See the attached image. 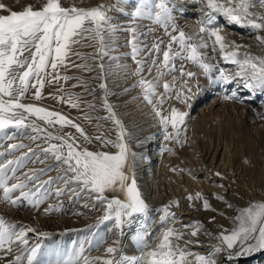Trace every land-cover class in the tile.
<instances>
[{"label":"bare ground","instance_id":"bare-ground-1","mask_svg":"<svg viewBox=\"0 0 264 264\" xmlns=\"http://www.w3.org/2000/svg\"><path fill=\"white\" fill-rule=\"evenodd\" d=\"M73 2L65 14L94 24L106 46L70 21L56 47L38 52L23 47L33 35L17 31L16 54L0 59V100L19 113L27 106L48 134L45 153L31 124L17 140L29 173L42 163L35 170L50 173V195L64 196L55 205L70 201L80 213L38 217L37 234L93 226L102 217L88 204L106 200L124 227L87 233L97 264H264V0ZM3 41L0 57L15 49ZM33 68L40 80L25 93Z\"/></svg>","mask_w":264,"mask_h":264},{"label":"rangeland","instance_id":"rangeland-1","mask_svg":"<svg viewBox=\"0 0 264 264\" xmlns=\"http://www.w3.org/2000/svg\"><path fill=\"white\" fill-rule=\"evenodd\" d=\"M73 4H75L73 0H0V37H2V40L0 39V43H4L3 41L4 39L6 40L5 42H7L5 44H7L8 46H11L9 48L14 49L13 47H15V49L12 50V52L8 51L7 54L6 52L1 54L0 59L5 60L6 57L14 56L16 54V51L18 50L19 47L15 45L16 43L12 41V38L14 37V35L15 36L18 35L17 31L19 32L21 31L23 35L24 34L25 35L30 34L31 36L33 35V37H30L32 40V43H30L29 46L25 45L23 47H26V48H29L31 50L38 52L39 50L45 49V46H48V45L49 46L51 45V47H54V46L56 47L57 43L59 42L60 35L62 36V34L66 33V31L69 28V23H72L70 21H73V23L71 24L72 26L82 25L83 28L85 26V30L83 31L84 33L88 32L87 36L92 37L91 42L93 41L92 43L95 46H97L98 44L102 45V43L103 44L106 43L104 39H106L107 35L101 32L100 33L97 32L95 30L96 28L94 24L92 26V23H89L86 19L84 20L77 19L76 21V17L78 16H75L73 14L72 15L65 14V13H69L68 9H72L71 7H74ZM52 5L53 7L59 8V10L55 12V15L57 16L49 15V12L51 11L49 9L53 8L51 7ZM60 17L61 19H59ZM28 22H35L37 24L41 22L42 26L41 25L40 26L37 25L33 27L28 26ZM86 23L88 25H86ZM155 25L158 27L160 31H163L161 20H157L155 22ZM87 26H88V29L86 28ZM13 28L15 30L11 31L13 30ZM11 32L13 33L11 34ZM54 36H56L55 39H54ZM8 38L11 40H9ZM101 40H102V43H100ZM176 41L180 42L183 46H185V43L182 41H178V38ZM102 46H106V44ZM12 60H15V59H12ZM36 69L33 68V74H30L28 80L25 81L27 83L26 84L23 83L24 85L22 89L24 92L26 91L25 93H27L28 91V88L30 86L29 84H33V83L37 84V82L40 80V79H33L35 78V75L37 72V71L35 72ZM31 80H34V82H32ZM12 86L10 90H12L11 91V93H13L12 95H15L17 93V90H15L17 89V84L14 87ZM1 100H0V104L2 106L5 105L3 106V108L6 110H3V108L0 110V114H1L0 119L3 117V120L6 119L5 121L7 122L9 121L11 123V124L8 123L7 127L8 125L9 126L12 125V127L14 128V133L12 134H14L13 140H14L15 146L13 144H10L12 140H9L10 136H8V133L5 130L7 128L1 127L0 133H3V136L5 137L4 139L5 142L3 143L4 146L3 145L1 146L3 150L0 152V205H3V206H0L1 207L0 208L1 209L0 210V264H97L98 262H103L102 261L103 258L97 259L94 256H90L91 253L95 251L96 247L93 246V242L91 240L92 238L88 237L89 234L94 231L102 232L106 230L104 227L109 222H112V225L115 227L114 229L119 230V229H122L121 228L122 226L124 227V225L121 226L119 224L118 220H113L112 218H110L112 217L111 214L114 212V209L108 205L106 200H103V201L96 200L93 204L91 205L88 204V206H91L90 210L95 213V218L98 215L102 217L101 221H97L96 223H94L93 226H90V225L87 226L81 223L79 227L76 228V230L73 232H62V231L59 232L57 231L58 230L57 228H53L52 231H57L56 234L50 237V233H48L47 239H43L44 238L43 235L40 236L37 234L36 228L38 227V222H37V220H39L38 217L43 221L47 220L48 218L56 219V218H61L63 216H64L63 218L65 219H68V218L78 219L80 217L79 216L80 213H79V210H77V208L74 205L71 206L72 204L70 201H68L69 205L66 207L63 201H61L59 205H55V203L53 202V199L57 198L59 200L61 199L64 200V196H59V195L51 196L50 195L49 189H51L52 191V187L51 185L46 184L48 170L46 169L47 170L46 171L45 168L42 169L43 171L35 170L39 168L42 165V163L39 166H33L34 168L33 171L35 172L29 173L30 171L27 167V165L30 162L29 156H28L29 151L28 150L24 151L28 148L22 150V148L19 147L20 144H18V142L20 141V139H22V137H20V134L27 132V129L25 126L28 127L30 126L29 124H31V127L34 128L32 129V131H34L33 133L34 134L38 133L37 141H36L37 148H44L46 145L47 148L45 147L44 150H42L43 151L42 153H45V149H49V146H50L48 142L49 141L48 134H47L45 127L37 125L33 123L32 121H30V119L34 117L32 114H28L29 111L24 109V107H27V106H23L21 108L22 110L19 113L18 108H12V107L10 108L9 105H7V104H10L9 102H3V100L2 101ZM11 100H14V99H11ZM12 114L14 115V117L11 118L9 115H12ZM6 117L9 120H7ZM14 120L16 122H19L21 125H17V123L14 124L15 122ZM20 127H21V130H20ZM59 141L60 140H58V142ZM58 142L56 145L59 147V143L61 141L59 143ZM8 145H11V146L7 147ZM67 146L68 145H65V148H67L68 151L72 153V149H70L71 146L70 145L68 147ZM34 150H38V149L34 148ZM16 153H18L19 156H17L18 154ZM8 158L9 159L11 158V161L8 162ZM5 162H8V163L5 164ZM32 162L35 164L36 160ZM25 165H26V168H25ZM43 177L45 180H43ZM48 190H49V193H48ZM16 191H18L19 193ZM81 195H83V193H81L80 196ZM92 197H95V195H93ZM111 199L112 197L110 198V201ZM76 202L79 203V199H77ZM52 203L53 205H51ZM102 206L105 207L104 210ZM3 209H5V211ZM82 211H86V210H82ZM10 212H16V213H19V215L10 216ZM83 214H86V212H84ZM135 214H138V213H134L131 216L133 217V215ZM104 216H106L107 218L105 219ZM118 230H116L115 232H117ZM87 233H88V236H87ZM39 237L40 239H38ZM33 238L35 239L33 240ZM56 238H59L60 240H62V243H63L61 244L60 251L58 250V252L55 251V248L53 247L54 245L53 240ZM46 240H48V242H46ZM92 247H93V251H91V253L89 254L90 250H92ZM240 255L241 257H245L246 252H241ZM225 264H236V262L234 259H229L228 262Z\"/></svg>","mask_w":264,"mask_h":264}]
</instances>
